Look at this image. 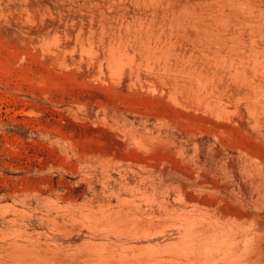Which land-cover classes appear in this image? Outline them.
Listing matches in <instances>:
<instances>
[{"label":"rangeland","instance_id":"obj_1","mask_svg":"<svg viewBox=\"0 0 264 264\" xmlns=\"http://www.w3.org/2000/svg\"><path fill=\"white\" fill-rule=\"evenodd\" d=\"M110 3L0 0V264H264V50L113 68Z\"/></svg>","mask_w":264,"mask_h":264},{"label":"bare ground","instance_id":"obj_2","mask_svg":"<svg viewBox=\"0 0 264 264\" xmlns=\"http://www.w3.org/2000/svg\"><path fill=\"white\" fill-rule=\"evenodd\" d=\"M249 1V0H247ZM131 7H120L110 3L113 12L126 18L131 13L134 20L127 22L126 31L133 33L135 43L121 37L122 29L114 28L113 40H106L110 53V64L117 68L123 62L134 63H180L195 60L205 65L212 62L229 64L228 69L220 74L221 78H239L245 80V63L248 50H264V0H257L255 6L241 0H131ZM185 13L188 22L178 19V14ZM145 15V16H144ZM179 22L174 24L176 20ZM166 21L170 25L165 28ZM164 22V23H163ZM175 26L186 33L181 37L174 34ZM134 27V29H133ZM120 36L117 44L115 37ZM183 36V38H182ZM187 42L196 54L186 56L176 52V44ZM173 45H175L173 47ZM132 50V54H131ZM139 56V57H138ZM121 248H127L120 245ZM22 250L26 247H18ZM53 252V250H51ZM64 260L74 264L84 262L83 255L64 254Z\"/></svg>","mask_w":264,"mask_h":264}]
</instances>
